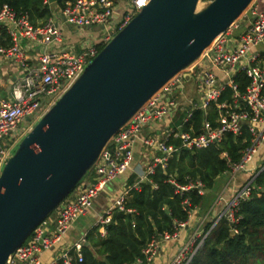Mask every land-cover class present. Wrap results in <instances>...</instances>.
<instances>
[{"label": "built area", "instance_id": "2783aa9c", "mask_svg": "<svg viewBox=\"0 0 264 264\" xmlns=\"http://www.w3.org/2000/svg\"><path fill=\"white\" fill-rule=\"evenodd\" d=\"M118 1L123 2L121 13L112 18ZM147 1L72 0L66 3L58 15L67 25L75 29H103L102 38L78 53L61 47L52 48L62 36L51 17L33 26L26 16H17L6 6L0 8V28L6 29L9 40L7 46L0 45V58L19 68V76L10 88L9 100L0 98V169L10 157L19 132L30 129L79 77L97 54V47L104 46ZM212 1L198 0L202 8ZM36 47L44 50L29 55V51L33 52ZM238 75L246 79L242 91L235 81ZM188 82L191 86L184 93L183 85ZM195 111L203 114L199 132L194 133L191 125L188 130H183V125L190 121ZM154 125L162 128L161 135L144 132L145 128ZM242 130L248 135V143L240 151L238 161L222 174L228 182H233L238 173L247 171L245 165L264 141V8L257 10L252 3L238 20L213 39L192 65L171 77L105 143L90 168L94 179L88 184L79 183L52 215L30 232L4 264L80 263L81 248L87 237L84 233L70 247L55 251L47 263L41 262L39 255L56 247L74 221L87 213L105 185L130 169L137 143L148 153L157 155L153 154L146 163L142 177L125 188L98 216L94 228L100 239L105 238L106 226L114 211L134 213L124 208L127 193L138 189L139 183H150L147 177L156 167L164 170L168 159L180 150L219 146L226 135L239 137ZM220 156L226 158L225 153ZM184 181L180 184L169 177L166 182L173 186L174 194L178 196L188 191L203 195L204 187L200 181L188 177ZM251 189V180H247L226 205L220 218L229 226L237 221L234 212L241 201L249 198ZM221 200L219 195L215 204H220ZM181 206L186 219L174 222L171 231L152 237L141 250V256L131 264H150L162 244L177 240L179 231L185 228L195 208L189 207L187 199L181 201ZM215 224L213 222L202 233H191L167 264H188ZM230 230L235 233L233 228Z\"/></svg>", "mask_w": 264, "mask_h": 264}, {"label": "water", "instance_id": "95a60500", "mask_svg": "<svg viewBox=\"0 0 264 264\" xmlns=\"http://www.w3.org/2000/svg\"><path fill=\"white\" fill-rule=\"evenodd\" d=\"M253 1L196 10L198 0H148L102 46L0 169V264L75 189L105 143Z\"/></svg>", "mask_w": 264, "mask_h": 264}, {"label": "trees", "instance_id": "16d2710c", "mask_svg": "<svg viewBox=\"0 0 264 264\" xmlns=\"http://www.w3.org/2000/svg\"><path fill=\"white\" fill-rule=\"evenodd\" d=\"M46 1L0 0V8L6 6L15 15L26 16L28 22L35 26L51 16L50 4ZM70 1L54 0L52 4L60 9ZM8 44L7 31L2 27L0 45ZM235 81L239 91H242L246 79L238 75ZM202 119L201 112H193L183 130H188L191 125L194 133H198ZM247 143L248 135L242 130L239 137L226 135L219 146L180 150L172 155L164 170L156 167L153 174L148 175L150 183H139L138 189L127 193L124 208L134 213L114 211L106 226L105 238L90 237V244L81 248V262L73 261L72 264H131L141 256V250L152 237L171 231L174 222L186 219L181 206L183 199L188 200L190 208L200 202L201 196L195 191H188L182 196L174 194L173 186L166 182L167 179L172 177L183 184L184 178L188 177L200 181L204 189H211L215 179L238 161L240 151ZM221 153H225L226 158H222ZM248 180H251L252 189L249 198L241 201L234 212L237 221L229 226L220 219L188 264H264V163ZM130 185L132 181L128 180L126 186ZM230 228L235 230L232 236L229 235Z\"/></svg>", "mask_w": 264, "mask_h": 264}, {"label": "crops", "instance_id": "0c3cea01", "mask_svg": "<svg viewBox=\"0 0 264 264\" xmlns=\"http://www.w3.org/2000/svg\"><path fill=\"white\" fill-rule=\"evenodd\" d=\"M252 4L256 7L257 10H261L264 8V0H254ZM122 7L123 2L118 1L115 11L121 13ZM50 10V17L60 29L62 36L61 41L58 44H55L52 48L61 47L63 49L73 52L75 51L76 44H78V48L76 49H79V51H81L85 46L92 44L95 40L97 41L98 37H96L95 35L92 36L91 34L92 32L96 33L95 31H92L88 28H73L74 30H72V27L67 25L64 20L59 17V8H57L53 4H50ZM46 49L47 48H45V50ZM43 50V47L34 48V51L37 54H40ZM17 76H19V73L16 70V66L0 58V89H4L7 95L10 92L12 82ZM152 128L153 127L151 126L149 128H145L144 132H149ZM142 148L143 147H141L139 143L136 144L130 169L126 173L112 181L113 189L111 192L106 193V202L101 201V203H104L105 207H107L125 188L128 187L126 186L128 180H131L133 184L134 181L142 177L145 168L143 166L144 162L145 164L148 163L151 156L154 154L148 152L145 153ZM154 155H157V153H155ZM263 163L264 141L261 146L257 149L256 153L252 156L251 160L245 165V169L247 170L246 172L238 173L235 176L233 182H228L225 175H221L215 179L214 185L211 189H204V193L201 196L200 202L195 206L193 213L190 219L188 220L185 228L179 231V236L177 240L162 244L150 264H167L168 261L176 254L180 245L187 240L188 236L191 233H202L203 231L207 230L206 228L208 226L210 227L213 222H216L217 224L218 221L222 219L220 218V216L222 215L226 205L228 204L229 200L231 199L237 188H239L243 183H245L248 178L253 174V172H255L259 167H261ZM93 179H91L90 181L87 180L85 181V183L88 184ZM103 191L104 189L101 192ZM219 195H221L222 200L220 204L216 205L215 200ZM93 202L90 208L87 210V213L74 221V223L69 228L68 232L65 234L61 242L56 247H54L52 250L43 251L39 255V259L41 260V262H49L53 257L55 251H58L62 248L70 247V245L75 242L83 233L87 235L85 246H88L90 244V237H98L94 228V224L95 217L98 218L100 214H98L97 209L93 206Z\"/></svg>", "mask_w": 264, "mask_h": 264}, {"label": "rangeland", "instance_id": "374dc122", "mask_svg": "<svg viewBox=\"0 0 264 264\" xmlns=\"http://www.w3.org/2000/svg\"><path fill=\"white\" fill-rule=\"evenodd\" d=\"M202 8V6L200 5V4H198V6H197V9L199 10V9H201ZM119 15V12L118 11H115L114 13H113V16H112V18H116L117 16ZM238 20V19H237ZM72 30H74L73 28H72ZM92 34V36L93 35H95L96 37H98V38H102L103 36H104V34L102 33V31H97L96 33H94V32H92L91 33ZM23 43L24 42H22V45H23ZM76 48H78V44H76V47H75V51H73L74 53H78V52H80L79 51V49H76ZM99 50L101 49V45H99L98 47H97ZM32 53H36L35 51H33V52H31V51H29V55L30 54H32ZM16 70H17V72L19 73V68L18 67H16ZM191 86V83H184V85H183V91H184V93H186L187 91H188V88ZM192 89L194 90L195 89V86L194 85H192ZM0 98L1 99H3V100H9V98H10V95L8 94L7 95V93H5V91H4V89H0ZM8 96H9V98H8ZM172 97H174V95L173 96H171V97H168V98H172ZM36 123V122H35ZM34 123V124H35ZM33 124V125H34ZM33 125H31V127H30V129L33 127ZM153 128L149 131V133H151V134H155V135H161L162 134V128H159V127H157L156 125H154V126H152ZM30 129L28 130V129H25V130H23V131H21V132H19V134H18V136L17 137H15V140H16V145H15V147L13 148V150L10 152V155L9 156H11L12 154H13V152H14V150H15V148H16V146H17V144L19 143V141L25 136V134L28 132V131H30ZM16 132V131H15ZM142 150L143 151H145V153H147V151H146V149L145 148H142ZM141 160V159H140ZM139 160V161H140ZM143 161H145V160H143ZM145 162H144V164H143V166L145 167ZM2 167V166H1ZM94 178V174H93V169H89L88 170V172L83 176V178L81 179V181L79 182L80 184L81 183H84L85 181H87V180H91V179H93ZM112 189H113V183L112 182H110L108 185H105V187H104V191L103 192H100V194L98 195V197H97V199L96 200H94V202H93V206L97 209V211H98V214H102L104 211H105V209H106V207H105V205H104V203H101V201H105V200H107V195H106V193H108V192H111L112 191ZM100 197V198H99ZM103 197V198H102ZM106 202V201H105ZM52 214H50V215H48L47 217H50ZM97 220V217H95V221Z\"/></svg>", "mask_w": 264, "mask_h": 264}, {"label": "bare ground", "instance_id": "6f19581e", "mask_svg": "<svg viewBox=\"0 0 264 264\" xmlns=\"http://www.w3.org/2000/svg\"><path fill=\"white\" fill-rule=\"evenodd\" d=\"M198 4H199V2H197V4H196V10H198V9H197Z\"/></svg>", "mask_w": 264, "mask_h": 264}]
</instances>
